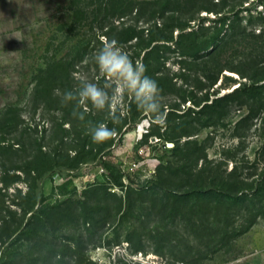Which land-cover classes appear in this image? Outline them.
<instances>
[{
    "label": "rangeland",
    "instance_id": "rangeland-1",
    "mask_svg": "<svg viewBox=\"0 0 264 264\" xmlns=\"http://www.w3.org/2000/svg\"><path fill=\"white\" fill-rule=\"evenodd\" d=\"M108 1L0 0V264H35L33 256L43 258L36 264H264V199L175 198L157 186L161 179L183 191L198 179L250 189L264 177V97L216 101L264 76V18L242 10L214 48L220 22L199 18L217 15L204 8L223 13L250 0H125L126 16ZM154 19L175 39L163 47L162 71L148 74L159 77L166 122L139 111L136 128L122 127L108 150L141 194L127 204L125 190L102 186L105 167L85 164L78 175L47 179L46 220L32 224L27 239L9 238L22 223L13 200L27 191V160L40 145L72 152L88 134L89 122L70 117L74 103L63 104V92L77 88L78 77L102 85L92 62L102 40L116 39L133 55L140 39L127 40L124 28ZM92 112L113 122L107 111Z\"/></svg>",
    "mask_w": 264,
    "mask_h": 264
},
{
    "label": "trees",
    "instance_id": "trees-1",
    "mask_svg": "<svg viewBox=\"0 0 264 264\" xmlns=\"http://www.w3.org/2000/svg\"><path fill=\"white\" fill-rule=\"evenodd\" d=\"M107 3L109 5V10L118 16H126L132 11L128 1L125 2V0H109ZM259 4L263 5L262 10L258 8ZM204 9L208 11H216L217 15L215 17L212 15H202L199 18H208L209 20L212 19L217 23V25L220 22V26H217V32L211 38L210 46H214V48L218 46V43L223 36H228L229 34L228 28L230 27V24H228L227 21H232V19L234 20L237 18L242 10L255 11L261 18H264V0H250L249 4L247 5L242 3L233 10L224 11L223 13H220L221 11L214 7H206ZM259 29L260 32H264V27H259ZM124 30L127 34V40H132L135 37L140 39L138 42L140 50H137L138 52L130 55L132 60L134 62L139 60L140 55L143 54L140 61L147 67L146 74L148 75L151 68H154V66L156 72H161V65L165 64L167 60L163 51V47L174 44V37L165 33V30L160 26L158 19H154L150 26L138 27L134 24H128ZM155 78L158 79L159 77L155 76L154 79ZM251 79L252 80L249 82H241L240 85H238L232 92H229L224 96L217 97L216 101L218 102L220 100H227L236 94H242L255 99H262V97H264V76L257 79L251 77ZM41 91H43V89H39V92ZM70 115V117H73L72 112ZM139 118V110L134 104H132L130 105L129 110L117 123L109 122L108 127H114L117 130L118 135L122 127H126L127 131L136 128ZM75 121L80 122L81 124L88 123L89 121L92 124L107 122L104 116H98L92 111L86 114L84 121H80L78 119H75ZM115 140L116 138H113L103 144H95L92 142L89 134L81 136L80 133L76 141L77 146L75 148H71L72 152H69V150L64 151L60 148H52L50 146H48L47 150H44L43 146L40 145L39 152L27 160V166L25 168V183L27 185V191L23 194L22 199L13 200V203L21 209L22 217H20V219L22 218V223L13 231L8 229L9 238L18 237L21 239H27L26 236L28 237V230L30 229L31 225L34 223L38 225V222L46 220H44V217L46 216V209L43 208L42 203L45 201L43 194V184L47 179L52 178L56 174H59L62 177L70 174L78 175L82 169V166L85 164H100L105 167V169L108 171V179L104 184H102V186L107 185L108 187H120L121 189L125 190L127 193V204L133 194H141L140 189L135 186V184L140 185V183L135 181V179L132 177V174L122 171L123 167L120 164L113 162L111 155L108 153L109 149L119 144ZM206 157L207 154L200 156L199 159ZM124 176H127L129 182L123 180ZM18 177L22 176L19 175ZM157 186L169 192L172 197L175 198H188L189 196L193 195L202 197L203 195L211 194L218 197L219 200H227L229 198L235 203H243L246 200L254 199L255 197H259L260 201H263L264 199V177L262 179L255 180L250 189L244 187L233 188L221 182L213 183V181L210 184L205 185L198 179L192 180L191 187L183 191H179L177 188H174L170 185H165L161 179H159V181L157 180ZM21 193L22 190L19 191V194ZM15 213L18 214L17 211ZM30 213L31 216L26 221V218ZM255 220L256 218L250 219L246 229L249 228L255 222ZM8 225L9 224L7 223V220H5V222H2L1 227L7 228ZM49 258V256L45 257L46 260L51 259ZM41 259L43 258L33 256L28 259V262L34 261L36 264L37 260Z\"/></svg>",
    "mask_w": 264,
    "mask_h": 264
},
{
    "label": "clouds",
    "instance_id": "clouds-1",
    "mask_svg": "<svg viewBox=\"0 0 264 264\" xmlns=\"http://www.w3.org/2000/svg\"><path fill=\"white\" fill-rule=\"evenodd\" d=\"M103 84L85 77H78V87L65 90L61 101L75 104L72 115L84 121L87 113L107 111L113 123H117L129 110L130 105L152 122H166L165 103L158 82L148 76L147 67L139 60L135 62L129 52L116 39L104 38L92 57ZM88 134L93 143L103 144L117 136V130L106 123L93 125L89 121Z\"/></svg>",
    "mask_w": 264,
    "mask_h": 264
},
{
    "label": "crops",
    "instance_id": "crops-1",
    "mask_svg": "<svg viewBox=\"0 0 264 264\" xmlns=\"http://www.w3.org/2000/svg\"><path fill=\"white\" fill-rule=\"evenodd\" d=\"M240 263L241 264H245V260H240Z\"/></svg>",
    "mask_w": 264,
    "mask_h": 264
}]
</instances>
